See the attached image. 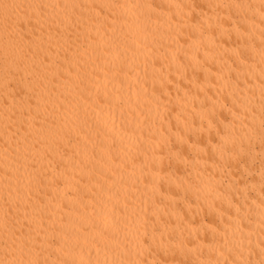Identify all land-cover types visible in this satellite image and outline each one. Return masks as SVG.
Wrapping results in <instances>:
<instances>
[{"label": "bare ground", "instance_id": "1", "mask_svg": "<svg viewBox=\"0 0 264 264\" xmlns=\"http://www.w3.org/2000/svg\"><path fill=\"white\" fill-rule=\"evenodd\" d=\"M0 264H264V0H0Z\"/></svg>", "mask_w": 264, "mask_h": 264}]
</instances>
